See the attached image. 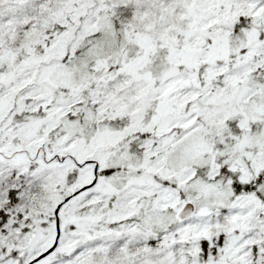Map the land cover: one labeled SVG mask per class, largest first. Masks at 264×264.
I'll use <instances>...</instances> for the list:
<instances>
[{
    "label": "snow or ice",
    "instance_id": "6c2138e0",
    "mask_svg": "<svg viewBox=\"0 0 264 264\" xmlns=\"http://www.w3.org/2000/svg\"><path fill=\"white\" fill-rule=\"evenodd\" d=\"M0 264H264V0H0Z\"/></svg>",
    "mask_w": 264,
    "mask_h": 264
}]
</instances>
